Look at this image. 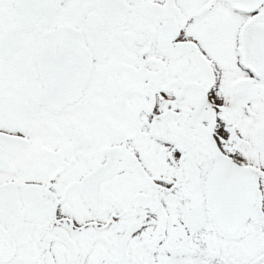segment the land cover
<instances>
[{"label": "snow or ice", "instance_id": "1", "mask_svg": "<svg viewBox=\"0 0 264 264\" xmlns=\"http://www.w3.org/2000/svg\"><path fill=\"white\" fill-rule=\"evenodd\" d=\"M0 264H264V0H0Z\"/></svg>", "mask_w": 264, "mask_h": 264}]
</instances>
